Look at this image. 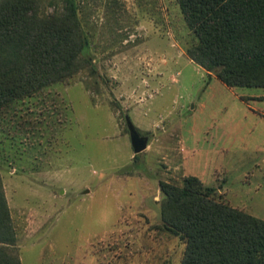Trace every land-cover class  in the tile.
<instances>
[{"label":"rangeland","instance_id":"374dc122","mask_svg":"<svg viewBox=\"0 0 264 264\" xmlns=\"http://www.w3.org/2000/svg\"><path fill=\"white\" fill-rule=\"evenodd\" d=\"M82 67L0 107V183L21 264H179L159 182L197 175L264 219V87L187 54L176 0H75ZM40 12L63 0H40ZM127 119L147 146L135 153Z\"/></svg>","mask_w":264,"mask_h":264},{"label":"trees","instance_id":"16d2710c","mask_svg":"<svg viewBox=\"0 0 264 264\" xmlns=\"http://www.w3.org/2000/svg\"><path fill=\"white\" fill-rule=\"evenodd\" d=\"M193 36L188 56L228 86L264 87V0H176ZM40 0H0V107L85 66L75 0L40 12ZM160 223L184 242L179 264H264V219L217 198L188 174L159 182ZM0 183V264H21Z\"/></svg>","mask_w":264,"mask_h":264},{"label":"water","instance_id":"95a60500","mask_svg":"<svg viewBox=\"0 0 264 264\" xmlns=\"http://www.w3.org/2000/svg\"><path fill=\"white\" fill-rule=\"evenodd\" d=\"M127 127L129 130L131 145L133 147V151L138 153L144 150L147 146V136L140 134L136 129V126L132 123L130 119H127Z\"/></svg>","mask_w":264,"mask_h":264},{"label":"crops","instance_id":"0c3cea01","mask_svg":"<svg viewBox=\"0 0 264 264\" xmlns=\"http://www.w3.org/2000/svg\"><path fill=\"white\" fill-rule=\"evenodd\" d=\"M228 202V201H227Z\"/></svg>","mask_w":264,"mask_h":264}]
</instances>
